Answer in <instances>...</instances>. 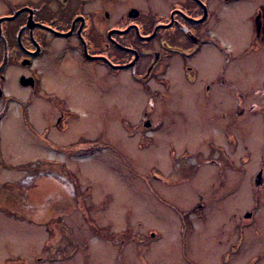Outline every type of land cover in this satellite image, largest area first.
Segmentation results:
<instances>
[{
	"label": "flooded vegetation",
	"instance_id": "flooded-vegetation-1",
	"mask_svg": "<svg viewBox=\"0 0 264 264\" xmlns=\"http://www.w3.org/2000/svg\"><path fill=\"white\" fill-rule=\"evenodd\" d=\"M128 85L146 94L141 111L146 130L155 127L153 103L159 99L160 129L173 128L175 136L184 132L195 141L186 140L189 148L183 147L176 159L170 151L176 180L188 183L204 163L231 167L233 160L225 153L231 124L247 114H260L264 123V103L250 102L245 90L264 88V0H0V220L22 216L15 205L22 180L3 176L21 168L10 150L21 145L20 120L28 122L33 104L50 102L56 113L42 137L53 146L52 129L64 131L78 123L81 114L69 104L73 95L83 91L77 96L85 103L95 94L103 101ZM258 89L255 95L264 91ZM176 96L172 108L169 100ZM88 102L81 108L87 110ZM192 144L202 150H192ZM47 164L67 166L64 160ZM263 166L261 161L253 177V205L236 213L233 229H221L216 238L210 235L219 232L228 212L220 190L215 189L211 210L199 192L193 207H176L179 239L174 247L185 264H235L231 256L239 251L248 255L240 264H264ZM37 170L36 164L27 177ZM7 195L14 205L8 206ZM5 244L0 239V248ZM0 257V264H7L5 254Z\"/></svg>",
	"mask_w": 264,
	"mask_h": 264
},
{
	"label": "rangeland",
	"instance_id": "rangeland-1",
	"mask_svg": "<svg viewBox=\"0 0 264 264\" xmlns=\"http://www.w3.org/2000/svg\"><path fill=\"white\" fill-rule=\"evenodd\" d=\"M257 88L264 89L253 86L249 92L245 88V95L260 106L264 91L255 95ZM105 89L101 88L102 93ZM119 89L103 101L96 94L92 102L87 99V110L82 109L87 102L77 96L83 91L73 95L69 104L81 114L78 123L64 131L52 129L53 146L42 138L45 126L56 117L50 102H35L28 110V122L20 120L17 139L21 145H13L10 152L21 168L7 170L3 176L20 178L23 190L15 198L21 219L0 220L5 228L0 239L6 243L0 254H5L7 264H185L180 249L174 247L179 239L177 208L193 207L200 201L199 192L211 210L216 206L212 202L215 189L220 190L228 212L219 222V232L210 235L216 238L222 230L233 229L236 213L253 205L251 197L257 190L253 177L264 162L260 114H247L231 124V145L225 150L229 161L233 160L231 167L204 163L195 178L181 183L174 178L170 151L176 159L186 140L195 141L191 137L189 141L184 132L175 136L173 128L160 129L159 99L153 103L155 127L146 130L141 114L146 94L134 85L118 93ZM176 99L169 100L170 107L176 108ZM202 134L206 136L205 132L194 136ZM196 146L192 144V150H202ZM50 159L64 160L67 166H50ZM36 164L37 173L29 179ZM6 200L8 206L14 205L9 195ZM175 246L179 248L178 242ZM231 258L240 264L248 255L239 251Z\"/></svg>",
	"mask_w": 264,
	"mask_h": 264
},
{
	"label": "bare ground",
	"instance_id": "bare-ground-1",
	"mask_svg": "<svg viewBox=\"0 0 264 264\" xmlns=\"http://www.w3.org/2000/svg\"><path fill=\"white\" fill-rule=\"evenodd\" d=\"M13 124V127H17V125H18V122H17V120H16V117L13 119V122H12ZM243 197H246V192L245 191H243ZM241 199H242V197H241Z\"/></svg>",
	"mask_w": 264,
	"mask_h": 264
},
{
	"label": "trees",
	"instance_id": "trees-1",
	"mask_svg": "<svg viewBox=\"0 0 264 264\" xmlns=\"http://www.w3.org/2000/svg\"><path fill=\"white\" fill-rule=\"evenodd\" d=\"M96 229V228H95ZM101 233V230H98ZM103 232V231H102Z\"/></svg>",
	"mask_w": 264,
	"mask_h": 264
},
{
	"label": "water",
	"instance_id": "water-1",
	"mask_svg": "<svg viewBox=\"0 0 264 264\" xmlns=\"http://www.w3.org/2000/svg\"><path fill=\"white\" fill-rule=\"evenodd\" d=\"M257 177H259V173L257 174Z\"/></svg>",
	"mask_w": 264,
	"mask_h": 264
}]
</instances>
